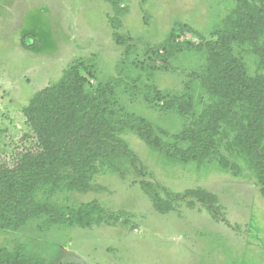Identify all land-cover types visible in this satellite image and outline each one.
<instances>
[{"label": "rangeland", "instance_id": "374dc122", "mask_svg": "<svg viewBox=\"0 0 264 264\" xmlns=\"http://www.w3.org/2000/svg\"><path fill=\"white\" fill-rule=\"evenodd\" d=\"M255 1L264 10V0ZM121 6L118 16L105 0H0V151L4 132L22 136L34 94L78 70L90 81L85 92L100 86L164 131V140L176 144L173 136L181 135L184 150L205 141L207 153L184 163L124 128L121 138L140 159L124 162L127 174L101 166L88 192L38 194L70 207L96 200L119 219L45 229L42 218L32 219L17 230L0 228V247L46 264H264V185L247 146L245 111L237 108L232 120L200 119L215 102L204 83L203 43L216 38L235 0ZM27 35L33 46L24 43ZM231 47L250 75L264 72L249 41ZM259 148L264 152V139Z\"/></svg>", "mask_w": 264, "mask_h": 264}, {"label": "trees", "instance_id": "16d2710c", "mask_svg": "<svg viewBox=\"0 0 264 264\" xmlns=\"http://www.w3.org/2000/svg\"><path fill=\"white\" fill-rule=\"evenodd\" d=\"M121 16L123 0H105ZM215 39L203 43L206 52L204 83L215 102L201 121L212 117L231 119L235 110L244 109L248 149L254 151L255 167L264 185V72L250 75L234 54V41H249L264 69V10L255 0H235V6L224 23L214 32ZM23 38L26 46H33ZM89 79L78 70L66 73L54 85L37 91L25 109L27 117L23 134L17 140L5 132L4 149L0 151V228L19 229L32 219L42 218L40 229L56 225L91 227L94 223H109L120 216L107 214L96 200L79 206H63L38 197L42 190L50 197L58 190L88 192L99 167L108 166L125 175L140 161L119 132L130 128L151 149L170 158L188 163L201 160L205 141L199 148L184 150L166 141L152 122L128 112L107 90L98 86L84 91ZM107 95V97H106ZM232 120V119H231ZM144 175L142 171H139ZM146 192L159 202L148 186ZM98 213V217L93 215ZM126 224L128 221H123ZM0 264H46L44 258L25 254L21 249L0 247ZM59 264H76L72 261Z\"/></svg>", "mask_w": 264, "mask_h": 264}]
</instances>
